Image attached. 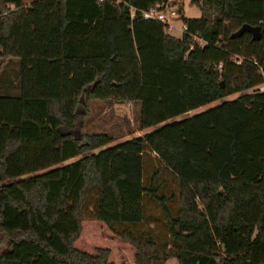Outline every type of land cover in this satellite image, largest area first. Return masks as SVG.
Returning a JSON list of instances; mask_svg holds the SVG:
<instances>
[{"label":"trees","instance_id":"obj_1","mask_svg":"<svg viewBox=\"0 0 264 264\" xmlns=\"http://www.w3.org/2000/svg\"><path fill=\"white\" fill-rule=\"evenodd\" d=\"M169 2L0 0V264H112L84 219L136 264H264V0H189L178 37L140 14ZM126 103L134 128L95 122Z\"/></svg>","mask_w":264,"mask_h":264},{"label":"rangeland","instance_id":"obj_2","mask_svg":"<svg viewBox=\"0 0 264 264\" xmlns=\"http://www.w3.org/2000/svg\"><path fill=\"white\" fill-rule=\"evenodd\" d=\"M26 1H31V0H26ZM171 5L176 8H180V13L182 18L184 19H189V18H196L199 16V9L192 4H189V0H170ZM175 26L179 25V21L174 22ZM174 36L178 37L180 35L179 32L174 31L173 33ZM264 86V83H262ZM236 96V93H232L228 96H226V99H232ZM218 103L217 101L211 102L208 105H203L199 106L195 109H192L185 114H182L178 116V118L181 117H187L190 116L194 113L201 112L205 109H207L209 106ZM93 110H98V115L96 118V121L102 120L103 123L102 125L105 128H108L110 125H116L115 132L117 129L119 130H125V124L127 121L129 125L134 128L135 123H134V110L135 107L134 105L130 104H113L110 108L109 107H99L97 104H93L92 106ZM92 111V110H91ZM144 131H134L133 135H140ZM130 135H124L121 139H118L110 144L111 149L113 148V145L116 143H119L121 141H124L128 138H130ZM106 149L105 152L108 150ZM120 151L114 153L111 155V158L108 159V164L109 162L117 163L122 160H120ZM149 158L154 161V154L149 152ZM107 159V158H106ZM106 162V160H105ZM129 166L131 167L133 161L128 159ZM108 188L103 180L101 181V199L104 202L110 203V197L108 195ZM126 205V204H125ZM91 206L88 207V210H91ZM109 208V206H108ZM115 215L110 216L114 218ZM157 224V225H156ZM161 218L158 219L155 223L147 224V226L152 234H156L159 230L160 233H162V227H161ZM158 227V229H156ZM74 247L78 250H81L83 252L89 253V254H94L95 250L97 248H107L109 251V255L107 257L108 261L111 262L112 264H136L134 261L133 257V249L128 245L123 242H121L102 222L100 221H95V220H89V219H84V221L81 224V232L77 240L74 242ZM169 247V246H168ZM2 250V247H0V252ZM165 264H176V261L174 259H169L166 261Z\"/></svg>","mask_w":264,"mask_h":264},{"label":"built area","instance_id":"obj_3","mask_svg":"<svg viewBox=\"0 0 264 264\" xmlns=\"http://www.w3.org/2000/svg\"><path fill=\"white\" fill-rule=\"evenodd\" d=\"M133 9L130 8V15ZM143 19H152L162 23L165 26L166 32L173 35L174 31L182 33L186 29L185 22L181 19V14L176 7L169 3L155 4L147 10L140 12ZM179 21V25L175 26L174 22ZM258 91H264V86H257Z\"/></svg>","mask_w":264,"mask_h":264},{"label":"water","instance_id":"obj_4","mask_svg":"<svg viewBox=\"0 0 264 264\" xmlns=\"http://www.w3.org/2000/svg\"><path fill=\"white\" fill-rule=\"evenodd\" d=\"M243 32H248L253 40H257L260 37V31L258 26H249L247 24H242L236 31L230 34L231 38L238 37ZM219 86H222L219 82Z\"/></svg>","mask_w":264,"mask_h":264},{"label":"crops","instance_id":"obj_5","mask_svg":"<svg viewBox=\"0 0 264 264\" xmlns=\"http://www.w3.org/2000/svg\"><path fill=\"white\" fill-rule=\"evenodd\" d=\"M25 3H28L29 1L24 0Z\"/></svg>","mask_w":264,"mask_h":264}]
</instances>
